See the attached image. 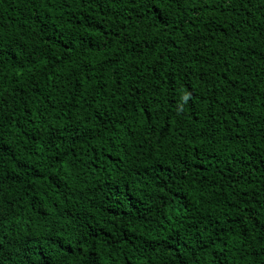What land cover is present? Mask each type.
<instances>
[{
    "label": "trees",
    "instance_id": "16d2710c",
    "mask_svg": "<svg viewBox=\"0 0 264 264\" xmlns=\"http://www.w3.org/2000/svg\"><path fill=\"white\" fill-rule=\"evenodd\" d=\"M0 264H264V0H0Z\"/></svg>",
    "mask_w": 264,
    "mask_h": 264
}]
</instances>
